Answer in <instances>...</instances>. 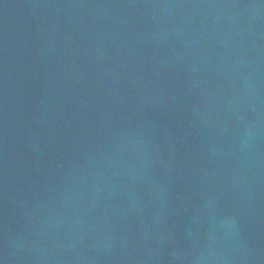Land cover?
Listing matches in <instances>:
<instances>
[{
    "label": "water",
    "instance_id": "obj_1",
    "mask_svg": "<svg viewBox=\"0 0 264 264\" xmlns=\"http://www.w3.org/2000/svg\"><path fill=\"white\" fill-rule=\"evenodd\" d=\"M0 264H264V0H0Z\"/></svg>",
    "mask_w": 264,
    "mask_h": 264
}]
</instances>
